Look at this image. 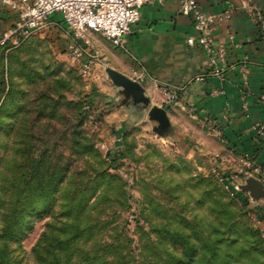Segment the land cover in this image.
<instances>
[{
  "label": "rangeland",
  "instance_id": "374dc122",
  "mask_svg": "<svg viewBox=\"0 0 264 264\" xmlns=\"http://www.w3.org/2000/svg\"><path fill=\"white\" fill-rule=\"evenodd\" d=\"M55 40L37 33L0 57V264H164L168 252L183 256L180 239L199 249L189 264H204L203 244L215 247L212 264H264V199L224 187L241 166L221 136L177 113L101 133L92 71L83 76ZM101 77L110 80L105 69ZM8 193L44 197L4 237ZM80 198L93 236L60 244ZM116 243L120 256L98 251Z\"/></svg>",
  "mask_w": 264,
  "mask_h": 264
},
{
  "label": "crops",
  "instance_id": "0c3cea01",
  "mask_svg": "<svg viewBox=\"0 0 264 264\" xmlns=\"http://www.w3.org/2000/svg\"><path fill=\"white\" fill-rule=\"evenodd\" d=\"M230 1L235 9L229 18L212 26L211 36L215 42L226 45L228 64L248 63L246 93L237 69H227L221 78L207 76L202 81L195 80L209 68L205 53L186 42L196 35L193 20L180 13V0H160L140 8L139 20L125 38L126 51L113 47L99 34H88L93 88H99L90 97L95 112H104L99 128L105 134L108 126L120 132L127 122L144 118L154 108L164 109L170 121L171 115L189 114L201 123L212 124L223 146L232 152L235 165H239L243 156L247 157L248 176L264 183V105L258 99L264 94V33L252 23L243 7L252 5L264 13V0ZM198 3L205 14H221L227 8L225 0H198ZM16 21V10L0 4V34ZM49 21L60 24L61 17L53 15ZM47 33L56 39L59 48L66 50L68 39L57 28L52 26ZM103 69L138 82L146 103L138 102L122 87L102 78ZM154 81L182 90L175 101H169ZM256 126L263 129L262 134L255 130ZM244 179H238L234 186L236 197L243 200L246 195L239 186Z\"/></svg>",
  "mask_w": 264,
  "mask_h": 264
},
{
  "label": "built area",
  "instance_id": "2783aa9c",
  "mask_svg": "<svg viewBox=\"0 0 264 264\" xmlns=\"http://www.w3.org/2000/svg\"><path fill=\"white\" fill-rule=\"evenodd\" d=\"M160 0H0L1 5L10 6L17 12V21L13 26L0 34V48L16 47L31 35L47 32L52 26L57 28L66 39V53L79 66L83 76L92 70V59L88 55V34H99L113 47L126 51L125 38L131 27L139 20L140 8L149 2ZM227 8L221 14H205L198 0H180V13L193 20L195 36L188 37L189 46L199 47L207 56L209 71L198 75L195 80L202 81L207 76L221 78L227 69H237L242 78V90L247 92L248 63L228 64L226 61V45L212 39V26L223 18H229L235 9L230 0H225ZM246 15L252 23L264 33V13L252 5L243 6ZM53 15L61 17V23L49 21ZM231 36V35H230ZM232 37H230L231 39ZM86 57H88L86 59ZM167 95L169 101H175L182 87L154 81ZM259 101L264 105V94L259 95ZM87 103L85 111L90 110ZM209 124V123H208ZM207 125L213 129L212 124ZM262 134V128L255 127ZM241 169L238 173H226L221 182L227 190H234L239 174L248 177L250 161L243 156L240 159ZM233 194V193H232Z\"/></svg>",
  "mask_w": 264,
  "mask_h": 264
},
{
  "label": "trees",
  "instance_id": "16d2710c",
  "mask_svg": "<svg viewBox=\"0 0 264 264\" xmlns=\"http://www.w3.org/2000/svg\"><path fill=\"white\" fill-rule=\"evenodd\" d=\"M17 47V46H16ZM16 47H12V46H6L3 48H0V57L1 56H7L8 54L6 52L11 51L13 49H15ZM87 148L86 145H84L82 147V149ZM29 181L27 179H24V186L25 188L28 186ZM24 188V189H25ZM79 195H83V193H78ZM21 196V195H20ZM44 197L43 195H23L21 198H14L13 195L11 193H8V201H9V205L10 208L7 210V215L5 216V225L3 227L2 233L4 237H11L12 236V232L14 229L17 228V226L19 225V221L21 220V216L23 215V212L26 211L28 208H32L34 210H36L35 207H33V202L32 201H36L39 200ZM236 198V197H235ZM81 199L80 200H76V203L73 205L74 211L71 212V215L73 217V219H71L72 223L71 226L73 231H67V229H62V232H64V235L67 237L66 239H61V240H57L60 244H66L68 243V241H72L81 237H86V236H93V233H91L89 230L91 229H87L86 226L83 224L84 221L88 220V212L85 210V208L82 206L81 203ZM8 205V206H9ZM83 225V226H82ZM92 231V230H91ZM169 240V239H168ZM172 240V239H171ZM173 243H171L170 247H176V244L174 243V241L172 240ZM178 245H181V248L183 250V256L175 258L172 256L173 253H167V261L164 262V264H189L192 261V256L197 253V251L199 249H196L194 245L190 244L189 240H182L180 239L178 241ZM125 245H120V244H104L102 246V248H99L98 251L101 253H110L113 257L120 256L121 254L120 251L121 250H126V247H124ZM203 249H206L207 254H204L206 256V258L203 257L204 264H212L214 258L216 257V250L214 245L210 244V245H206L203 244ZM151 251L152 250V245H146L144 247H142V251ZM192 256H191V255ZM105 264H135V262H131V261H125L122 258H119V260L114 261L112 263H105ZM139 264H155L154 262H139Z\"/></svg>",
  "mask_w": 264,
  "mask_h": 264
},
{
  "label": "water",
  "instance_id": "95a60500",
  "mask_svg": "<svg viewBox=\"0 0 264 264\" xmlns=\"http://www.w3.org/2000/svg\"><path fill=\"white\" fill-rule=\"evenodd\" d=\"M106 72L110 81H112L114 85L122 87L127 94L132 96L138 102L146 103V99L142 96V88L138 82L129 80L111 69H107ZM149 116L152 120H155L162 125L167 123L164 109L154 108L149 112ZM239 189L250 196L251 199H264V183L255 177H246L243 184L239 186Z\"/></svg>",
  "mask_w": 264,
  "mask_h": 264
}]
</instances>
